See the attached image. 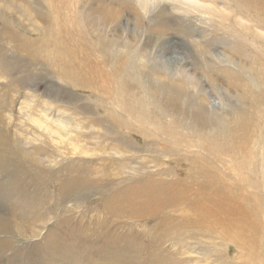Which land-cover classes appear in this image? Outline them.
Masks as SVG:
<instances>
[{"label":"rangeland","instance_id":"374dc122","mask_svg":"<svg viewBox=\"0 0 264 264\" xmlns=\"http://www.w3.org/2000/svg\"><path fill=\"white\" fill-rule=\"evenodd\" d=\"M0 264H264V0H0Z\"/></svg>","mask_w":264,"mask_h":264},{"label":"bare ground","instance_id":"6f19581e","mask_svg":"<svg viewBox=\"0 0 264 264\" xmlns=\"http://www.w3.org/2000/svg\"><path fill=\"white\" fill-rule=\"evenodd\" d=\"M117 105H119V103L117 104ZM120 106V105H119ZM145 121V120H144ZM58 129V128H57ZM187 180V179H186ZM212 182V181H211ZM192 184V183H191ZM197 184V183H196ZM194 185V184H193ZM192 186V185H191ZM184 192V191H183ZM253 195V194H252ZM254 196V195H253ZM256 197V196H255ZM250 200H251V197H250ZM189 203V202H188ZM196 204V203H195ZM159 207V206H158ZM157 210H159V209H157ZM242 212V211H241ZM200 213V212H199ZM202 215H204V214H202ZM235 223H236V221H235ZM235 228V227H234ZM233 234L234 233H229V234H227V238H229V242H234L235 241V236H233ZM241 242V241H240ZM231 247V246H230Z\"/></svg>","mask_w":264,"mask_h":264}]
</instances>
